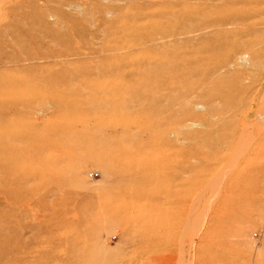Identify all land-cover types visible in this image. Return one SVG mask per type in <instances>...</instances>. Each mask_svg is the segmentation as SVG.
<instances>
[{"label": "rangeland", "instance_id": "1", "mask_svg": "<svg viewBox=\"0 0 264 264\" xmlns=\"http://www.w3.org/2000/svg\"><path fill=\"white\" fill-rule=\"evenodd\" d=\"M200 9L0 0V264H264V2L225 27L262 101L234 117L189 102Z\"/></svg>", "mask_w": 264, "mask_h": 264}, {"label": "bare ground", "instance_id": "2", "mask_svg": "<svg viewBox=\"0 0 264 264\" xmlns=\"http://www.w3.org/2000/svg\"><path fill=\"white\" fill-rule=\"evenodd\" d=\"M189 1L191 4L201 7V11L203 9V13L199 12L201 22H193L190 31L194 34L192 40L193 50L190 58L191 86L189 90V102H194L192 109L200 106L198 102H222L225 107L227 106L228 108L230 106L232 113L228 111L229 116L234 117L244 112L241 108L242 104L262 102L260 96L252 90L251 82H245L247 77L238 68V66L248 61L249 47L247 44H239L237 39L230 40L229 35L237 34L238 30L233 27L225 29V27L234 24L237 20H246L247 17L252 18L253 13L251 10L255 6L262 4L264 0ZM239 6H243V9H248L242 12L244 10L240 9ZM210 7L211 9L207 12L206 9ZM233 8L235 10L231 12L226 11ZM211 11L213 12L211 13ZM214 14L215 17L213 16ZM192 16L194 19L198 17L195 8ZM209 28L214 33L209 34ZM196 35L197 37H195ZM199 40L200 42L202 41L204 46L198 51L196 45ZM260 53L263 54V52ZM213 62L218 63L219 66L209 69L208 66ZM260 108L250 109L251 111L244 116L245 126L251 123V132L257 136L264 135V126L258 127L259 125H264V106ZM193 115L195 114L193 113ZM230 124L229 121L225 123L228 126ZM233 130L235 131L236 128ZM134 223L136 222L134 221ZM169 260V257L164 256L155 261L165 264Z\"/></svg>", "mask_w": 264, "mask_h": 264}]
</instances>
